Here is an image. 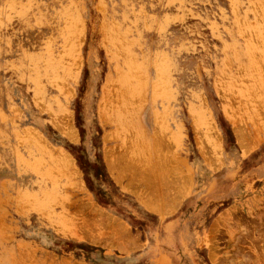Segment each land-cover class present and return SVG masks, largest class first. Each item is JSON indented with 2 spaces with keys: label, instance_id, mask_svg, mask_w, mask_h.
Here are the masks:
<instances>
[{
  "label": "rangeland",
  "instance_id": "374dc122",
  "mask_svg": "<svg viewBox=\"0 0 264 264\" xmlns=\"http://www.w3.org/2000/svg\"><path fill=\"white\" fill-rule=\"evenodd\" d=\"M0 264H264V0H0Z\"/></svg>",
  "mask_w": 264,
  "mask_h": 264
},
{
  "label": "bare ground",
  "instance_id": "6f19581e",
  "mask_svg": "<svg viewBox=\"0 0 264 264\" xmlns=\"http://www.w3.org/2000/svg\"><path fill=\"white\" fill-rule=\"evenodd\" d=\"M253 53V52H252ZM250 54V53H249ZM253 59V58H252ZM253 61V60H252ZM228 62V61H227ZM254 65V64H253ZM120 91V90H119ZM112 93V92H111ZM133 93V92H132ZM119 94V93H118ZM144 98V97H143ZM140 99H142V98H140ZM108 101V100H107ZM107 104V103H106ZM151 163H153V162H151ZM155 163H157V162H155ZM145 173V172H144ZM152 174V173H151ZM155 174V173H154Z\"/></svg>",
  "mask_w": 264,
  "mask_h": 264
}]
</instances>
